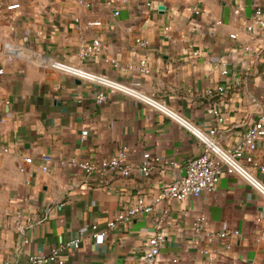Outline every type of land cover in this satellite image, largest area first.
<instances>
[{"label": "crops", "instance_id": "crops-1", "mask_svg": "<svg viewBox=\"0 0 264 264\" xmlns=\"http://www.w3.org/2000/svg\"><path fill=\"white\" fill-rule=\"evenodd\" d=\"M14 5L19 7L8 9ZM258 6L264 11V0H126L115 16L105 0H0V264H29L30 256H48L55 248H63L59 258L65 264H140L157 222L165 236L158 264H207L202 249L222 264H264V221L258 220L264 197L244 178L226 172L213 195L161 201L151 213L109 229L139 200L154 203L204 147L144 100L57 65L138 84L144 98L201 130L217 127L221 147L231 150L264 115V39L245 31ZM95 38L105 48L81 62L82 47ZM139 38L147 47L137 44ZM246 45L256 52L247 53ZM142 60L149 74L137 69ZM101 92L106 99L98 104ZM211 109L224 121L219 123ZM122 148L131 165L145 153L159 158L154 173L86 175L68 165L99 164ZM252 156L264 164V141ZM26 158L33 164H25ZM244 164L264 184L259 168ZM200 216L207 218L209 231L237 230L239 236L195 244ZM93 226L105 233L102 244L93 240ZM79 232L84 234L80 247L67 248Z\"/></svg>", "mask_w": 264, "mask_h": 264}, {"label": "built area", "instance_id": "built-area-1", "mask_svg": "<svg viewBox=\"0 0 264 264\" xmlns=\"http://www.w3.org/2000/svg\"><path fill=\"white\" fill-rule=\"evenodd\" d=\"M106 4L113 9L114 15L118 16L120 14L119 7L121 4L126 3V0H105ZM80 4L88 6L83 1ZM151 4H148L150 7ZM19 5L10 6L8 9L12 10L18 8ZM198 14V11H196ZM100 22H92L90 25L99 26ZM221 24V22H219ZM245 31L251 38H263L264 39V11L261 6L256 7L254 15L252 17L251 23L246 25ZM232 40H237L238 35L232 34ZM137 44L141 47H147L148 42L139 38L136 40ZM105 48L103 42L100 38H95L90 44L82 47L79 53V59L81 62H86L87 60L98 55ZM244 50L247 53H254L250 45H246ZM115 68H119L116 62H112ZM59 68L64 70H72V72L80 79L86 80L91 83H96L101 87L120 92L129 96H132L138 100H144L148 105L153 107L158 111H162L167 114L172 120L177 122L180 126L186 129L191 135H193L198 141H200L204 147L203 152L191 160L183 176L177 177L174 181L166 184L161 194L155 199L154 203L147 205L143 200H139L137 205L121 211L116 219V221L108 224L109 229L115 228L118 224H124L130 222L135 216L139 214H148L153 211V206L161 201L171 202L173 200L183 201L188 198H199L203 194L213 195L218 187L220 178L224 172L233 175H239L244 178L249 184H251L263 197H264V184L254 178L248 168L244 163L258 167L259 170L264 174V164H259L255 161L252 153L256 151L260 141H264V115L254 123L246 131L243 141L236 145L231 150L223 149L218 141L221 131L217 127H213L207 131L201 130L199 127L193 125L191 122L185 120L183 117L177 113L164 109L156 101L148 98H144L141 91L138 89V84H133L131 86L124 83L104 78L96 74L87 72L84 69H71L66 65L57 64ZM140 72L149 74L150 68L146 60H142L137 68ZM223 75H227L228 71L223 70ZM224 89L220 88L222 92ZM106 99L104 92H101L97 96L98 104H102ZM210 114L215 116L216 120L221 123L224 121L220 112L216 109H211ZM87 131H83V135L86 136ZM43 160L45 162H50L51 158L44 155ZM25 164H33L32 158H26L24 160ZM160 162L159 158H154L150 153H145L139 163L131 165L127 163V148H122L115 157L103 161L99 164H93L91 162L76 163V161H69L68 165L76 166L80 168L86 175L94 174H109L117 175L119 177L127 178L130 177L134 171H137L142 176L148 178L156 169V165ZM44 171L48 168L43 167ZM20 171L25 173V168L21 167ZM260 222L264 221V215L259 219ZM207 218L205 216H200L194 224V233L196 236L195 244H199L202 239H205L210 245L214 244L217 240H226L229 238L235 239L239 236L237 230L231 231H221L212 232L207 229ZM160 222L156 223L155 232L147 239L143 254L141 255L140 264H158L159 256L165 243V236L159 231ZM21 235H25V226H20L18 228ZM93 234L92 238L96 244H102L105 237V233L100 231L97 226L92 227ZM84 234L79 232L78 236L67 243V248L78 249L83 241ZM26 242H28L26 240ZM63 249V248H62ZM61 248H55L51 251L48 256L43 255H32L29 257V264H65V261L59 258V253L62 251ZM226 250L231 249V244L225 246ZM202 254L207 257V264H222V261L215 257L210 249H202ZM5 264H10L7 262Z\"/></svg>", "mask_w": 264, "mask_h": 264}, {"label": "water", "instance_id": "water-1", "mask_svg": "<svg viewBox=\"0 0 264 264\" xmlns=\"http://www.w3.org/2000/svg\"><path fill=\"white\" fill-rule=\"evenodd\" d=\"M159 10H164V7H159ZM185 174V173H184Z\"/></svg>", "mask_w": 264, "mask_h": 264}]
</instances>
